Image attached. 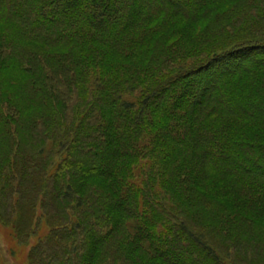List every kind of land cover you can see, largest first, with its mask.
Instances as JSON below:
<instances>
[{
  "label": "trees",
  "instance_id": "obj_1",
  "mask_svg": "<svg viewBox=\"0 0 264 264\" xmlns=\"http://www.w3.org/2000/svg\"><path fill=\"white\" fill-rule=\"evenodd\" d=\"M0 222L27 264H264V0H0Z\"/></svg>",
  "mask_w": 264,
  "mask_h": 264
},
{
  "label": "rangeland",
  "instance_id": "obj_2",
  "mask_svg": "<svg viewBox=\"0 0 264 264\" xmlns=\"http://www.w3.org/2000/svg\"><path fill=\"white\" fill-rule=\"evenodd\" d=\"M35 238L26 243L18 241L12 228L0 222V264H27V256Z\"/></svg>",
  "mask_w": 264,
  "mask_h": 264
}]
</instances>
